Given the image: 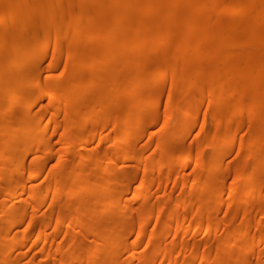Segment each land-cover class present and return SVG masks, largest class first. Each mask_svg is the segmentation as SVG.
<instances>
[{"label": "rangeland", "instance_id": "rangeland-1", "mask_svg": "<svg viewBox=\"0 0 264 264\" xmlns=\"http://www.w3.org/2000/svg\"><path fill=\"white\" fill-rule=\"evenodd\" d=\"M163 1L171 2V0ZM26 2L31 3L32 0ZM55 2L57 11L53 18L54 23L48 28L39 27L36 31V41L39 40L42 45L34 49L35 41H29L25 46L28 59L20 62L15 71L18 72L20 68L32 62L35 64L39 62L40 74L45 79V84L48 87L55 84V93L33 105L30 115L36 123V127L32 130L33 135L40 136L45 132L41 144L52 149L56 155L43 156L37 152L35 145L30 147L26 155V165L32 169L40 166L42 173L34 180L30 179L28 170L21 174L25 183L32 186V190L24 195L27 203H19L12 207L14 212L20 210L21 215L12 224V231L17 238L22 237L23 241L17 242L12 250L3 251L7 259L4 264H103V253L100 249L92 259L86 254L84 260L79 263H75L66 255L71 249L83 250L92 239L90 227L87 226L89 211L83 207V204H87L88 198L80 200L83 203L76 220H69V208L78 201L79 197L69 196L67 187L69 181L66 180V176L70 175L68 172L71 170L80 173L82 186L94 192L96 188L88 186L91 183L99 185V177L102 174L95 170L90 156L94 154L103 157L106 152H110L106 158L108 164L115 166L117 172L111 176L110 186L113 197L123 210L121 212L123 240L127 247L132 243L138 247L134 257L131 256V251L125 248L120 253V262L123 264H263L264 227L256 231L252 230V227L257 220L264 217V212L261 210L264 192L256 199L241 204H239L241 197L231 192V187L238 178L237 175H243L244 178L248 174L245 169L246 154L254 147L264 145V137L252 138V134L263 127L261 112L258 109L251 110L245 100L235 99L237 93L236 80L233 77L235 74L232 70L217 67L222 57L210 53L209 42H205L201 47L200 55H196L197 48L194 41L199 36L197 30L191 33L170 34L158 43L156 52H153L150 43L140 44V53L136 54H133L129 48H117L119 53L132 60L141 58L145 54L152 62H156L164 59L168 50H173L177 40L183 39L192 44L191 61L203 65L205 71L200 75L194 73L191 77L183 79L177 71L180 64L174 60L156 79H151L149 75V83L138 92L130 93L128 87L122 83L109 92L108 102L96 103L95 114L87 124L81 126L78 113L86 112L84 109L86 98L94 96L100 88V80L96 73L101 72L108 65H114L115 58L111 57L108 63H105L96 56V50L103 43L99 36L100 22L82 20L78 26L72 27V34L77 30L82 33L80 48L82 63L87 65L89 61L90 66L84 70L85 78L82 83L84 93L80 100L73 98L65 100L59 87L69 80L73 64L78 61L76 40L65 37V27L70 21L71 13L78 15L82 11L92 12L97 2L91 0L83 3L77 0H55ZM235 2L237 6L231 7ZM187 5L188 1H182L177 9L184 10ZM253 6L256 7L257 12L262 11L258 0H221L210 5L208 0H200V9L194 17L211 15L215 26L226 29V39L229 41L236 37L245 38L249 45L230 44L232 55L242 56L249 50L250 45L256 50L263 45L260 37L264 34V23L260 24L257 17L248 13ZM7 9L0 0V16ZM215 10L220 14L218 18L214 16ZM5 18L6 23L3 26L0 23V32L3 31L0 35V45L4 47V50L0 51V59L10 55L13 44L21 34L20 31L16 33L14 20L10 16ZM145 19L149 24L148 27L157 35L162 17L155 11ZM122 29H119V32ZM34 68L26 74V78L37 72ZM91 74L96 76L90 79ZM229 74L231 80L228 82ZM212 75L218 81V93L215 96H211L212 93H216L210 81ZM178 77L179 86L176 90H172L173 81ZM89 80L91 84L88 86ZM42 93H45L44 89L39 92ZM219 94H222L220 99ZM262 98L264 99V95ZM30 99V95L26 92L21 102L23 105H29ZM130 99H135L134 110L131 108L132 105L128 104ZM8 104L7 100L0 101V117H4L7 124L18 127L19 131L9 130L3 132V135L7 139L19 140L21 139L19 133L26 121L16 119L20 109L19 104L12 108H8ZM189 105L193 107L191 120L183 121L184 114L180 113V108ZM124 113L128 114L126 120L128 127L132 129L139 118H142L141 125L133 132H127L125 142L115 143L112 138L117 130L112 128L110 123L122 119ZM70 121L72 122L69 124ZM178 121H180V132L177 137L168 136L167 140L163 141L166 125L169 123L175 125ZM104 124H108L106 128L110 133V139H100ZM229 129L232 130L228 132L230 136L224 149L215 152L214 145L220 143L215 140V135L226 133ZM85 141L88 144L87 158L82 164H76L80 145ZM9 151L5 148L0 156L1 164L7 163ZM182 153L189 158L179 163L176 157ZM130 156L138 159L147 157L148 160L142 162L135 158L130 159ZM217 161H219L218 167L211 170L203 179L206 187L188 190L193 180L200 176L201 171L211 168V162ZM163 162H166L167 166L157 168ZM258 169L264 175V164ZM251 170L255 174L256 166ZM10 176L6 175L5 178L0 176V185ZM215 178H219L216 200L218 202L210 210V203L207 201L209 189L207 184ZM245 185L250 186L252 182L248 181ZM38 189L42 190L41 194L37 193ZM141 192L147 197L140 199ZM2 198L3 191L0 189V204ZM176 198L182 199L183 203L174 217H170ZM31 200L36 201L34 206L28 204ZM244 209L248 211V218L241 223L240 218ZM113 214V209H110L104 220L99 222L100 228ZM157 221H159L158 226ZM29 222L41 227L48 226L46 241L36 242L37 228L25 230ZM208 223L212 227L218 224L220 227L218 232L207 238L202 237L200 233L195 237H188V230ZM138 227L143 229L142 239L139 240ZM243 227L248 229V234L244 239L239 240L236 232ZM153 229H156L157 234L155 238L149 239ZM258 236H261V241L253 242ZM231 242L233 243L230 244ZM59 243L62 244L66 254H59L56 251ZM51 244L54 245L55 250H48ZM164 247H169L166 257L152 255L150 260H145L153 248L162 251ZM247 247L251 252L246 260L241 259L239 253L242 248ZM201 255L205 258L201 259ZM173 257L177 260H170Z\"/></svg>", "mask_w": 264, "mask_h": 264}, {"label": "bare ground", "instance_id": "bare-ground-1", "mask_svg": "<svg viewBox=\"0 0 264 264\" xmlns=\"http://www.w3.org/2000/svg\"><path fill=\"white\" fill-rule=\"evenodd\" d=\"M6 6L7 10L2 12L0 16V23L3 26L6 23L5 16H10L16 25V33L20 31V37L13 44V49L10 55L3 56L0 59V101L7 100L8 108L19 104L20 109L16 116L17 120L26 121L24 127L20 131L21 139H7L3 135V132H8L9 130L19 131V128L6 123L4 117H0V156L4 153L5 148H8L9 156L7 163H0V176L5 178L6 175H11L8 179H5L0 185V189L3 191L2 203L0 204V222L3 225L0 226V262L6 263V256L3 251H10L14 248L17 242H22L23 238H17L13 235L12 224L16 221L17 217L21 215L19 212H14L12 207L19 203H27L24 198L26 193L31 192L32 186L27 185L21 174L26 170L29 171V177L31 180L37 179L42 173V167L37 166V168L32 169L26 165V155L29 153L30 147L35 145L37 152L41 155L52 157L56 155L49 147L43 146L41 144L42 136L45 132H42L40 136H34L32 133L33 128L36 127L34 119L30 115V110L33 105H35L39 100L47 98L55 93V84L46 85L45 79L40 74V63H34L25 65L18 72L15 71L16 67L20 62L28 59L27 50L25 46L29 41H35L34 49H37L40 45V41H36V31L39 27L48 28L54 21V14L57 11V5L55 0H32L31 3H27L26 0H1ZM80 3L86 0H77ZM96 1L97 5L92 10V12H81V14H70V21L67 22L65 27L67 38H75L78 61L73 64V68L70 71V78L65 83L62 84L59 89L61 94L64 96L65 100L73 98L75 100H80L83 95L82 83L85 78L84 70L86 67L90 66V62L87 61V65L82 63V56L80 54L82 46V33L77 30L74 34L71 33V28L78 26L82 20H87L88 22H100V33L99 36L102 39V45L96 50V56L99 60L108 63L111 57L115 58L114 65H108L101 72L96 73L98 79L100 80V88L94 96H88L86 103L84 104V109L86 112H79L80 116L79 124L81 126L87 124L89 119L95 114L94 106L96 103H106L109 100V92L115 90L120 84L124 83L130 93L138 92L140 89L146 87L149 83V75L151 79H156L160 76L166 66H168L174 60L180 65L177 68L178 74L183 78L187 79L195 74H202L205 71V67L199 63H193L191 61L192 54L190 49L192 44L189 42L179 39L175 42L173 50H168L164 59L156 62H152L149 57L145 54L141 58L135 60L130 59L128 56H124L118 52L117 48H129L133 54L140 53L139 45L148 44L152 45L153 52L158 50V46L164 38L170 36L172 33L178 32H188L191 33L194 30L199 31V36L195 39L194 44L196 45V55H200L201 47L205 42L210 43V53L221 56V60L218 61L217 67L221 69L232 70L235 74L233 77L236 80V97L237 100H245L247 105L251 110L258 109L261 112V119L263 126L258 129L252 138L264 137V34L260 37V41L263 45L259 49H254L253 46H249V50L242 56H233L230 50V44L235 46L249 45L247 40L243 37H236L232 41L226 39L227 31L225 28H220L212 23L211 15L204 14L201 17H194L200 7V0H171L170 3L164 2L163 0H91ZM182 1H188L187 8L184 10L177 9V6ZM221 0H208V5L214 2H220ZM259 7L262 11H256V7H252L248 13L251 16L257 17L260 24L264 23V0H258ZM237 6V3H233V6ZM157 12L159 16L162 17L159 22V31L155 35L147 23L145 17L153 12ZM214 16L217 18L220 16L219 12L215 10ZM123 28V29H122ZM119 29H122L119 32ZM3 31L0 32V35ZM186 34V33H185ZM155 41V42H154ZM45 45V44H44ZM4 47L0 45V51H3ZM142 55V54H141ZM37 71L35 74L26 78V74L31 70V68ZM152 71V72H151ZM91 74L90 79L93 76ZM230 74L227 76L228 82L230 79ZM187 77V78H186ZM211 85L216 93H212L211 96H215L218 93V81L217 78L212 75L210 78ZM179 77L173 81L172 90H176L179 86ZM91 84L89 80L88 86ZM45 90V93L39 94L41 90ZM223 91V90H222ZM28 93L31 97L29 105H23L21 102L25 98V93ZM210 96V97H211ZM222 94H219L220 99ZM135 99H130L128 104L132 105V110L135 108ZM79 107V105H77ZM192 106L180 108V113L184 114L183 121L191 120V110ZM195 108V106H194ZM3 116V115H2ZM128 114L124 113L122 119L119 121H114L110 123V126L115 128L116 135L112 138L115 143L125 142L127 132L131 133L136 128L140 127L141 119H137L134 127L131 129L128 127L126 120ZM72 121L69 122V124ZM108 124H104L101 128L100 139H110V133L106 128ZM260 125V126H261ZM232 130L229 129L226 133H217L215 135V140L220 142L215 144L213 149L215 152H221L228 140V132ZM180 132V121L175 125L171 123L166 125L163 141L167 140L168 136L177 137ZM87 142H82L80 149L77 153L78 158L76 159V164H82L87 158ZM110 152H106L103 157H97L92 155L91 160L95 170L101 173L102 176L99 177V185L91 183L88 187H95L94 192H90L89 189H85L80 181L81 174L73 170L68 172L70 175L66 176V180L69 181L67 184L69 196L79 197L76 203H73L69 208L70 221L76 220L79 211L82 207L80 200L88 198L87 204H83L86 211H89V216L87 219V226L90 227V232L92 235L91 241L87 244L86 248L83 250L81 248L66 251L62 248V244L59 243L56 247V251L59 254H66L68 258L79 263L84 260V257L89 255L92 259L94 254L100 249L103 253V264H123L120 262V253L127 248L131 251V256L134 257L137 253L138 247L134 243L130 246H126L123 240V229H122V218H121V206L118 201L113 197L110 178L116 172L115 166H110L107 161V157ZM124 155V154H123ZM130 159L135 158L130 156ZM188 156H184L183 153L176 157L179 163H183ZM138 159V158H135ZM138 160L146 162L147 157L139 158ZM211 168H205L201 171L200 176L195 178L188 190H194L198 188L206 187L204 184V177L209 174L211 170L218 167L219 161L213 163L211 162ZM261 164H264V145L256 146L249 150L246 154V165L245 169L248 173L246 177L238 174L237 180L231 187V192L235 196L241 197V204L245 201H251L259 197L264 192V175L258 169ZM167 166L166 162L160 163L157 168H163ZM256 166L255 174L252 173L251 168ZM251 181L252 185L246 186V182ZM218 182L219 178H215L211 183L207 184L208 189V202L210 203L209 208L212 210L213 205L217 204V192H218ZM224 188V187H223ZM38 194L42 193L41 189L37 190ZM147 197L146 194L141 192L139 198L144 199ZM182 199H177L172 205V214L170 217H174L178 209L181 207ZM29 205H35L36 201H28ZM110 209H113L114 214L111 216L107 222L103 223L100 228L99 222L104 220L106 213ZM261 210L264 212V202L262 204ZM248 218V211L243 210L240 218V222L244 223ZM256 224L253 225L252 230L256 231L264 227V217L257 220ZM42 225V224H41ZM156 225H159L157 221ZM38 229V235L36 237V242L46 241L48 238V226H38V224L29 222L26 225L25 230H35ZM220 229L217 224L216 227H212L210 223L197 227L193 230H188L187 235L189 238L197 236L199 233L202 237L207 238L213 233L218 232ZM142 227L137 228L138 240L142 239ZM157 232L153 229L149 239L155 238ZM248 234L247 228H241L236 232L238 239H244ZM261 236L254 238L255 243L261 241ZM219 243V242H218ZM231 242L230 244H232ZM173 251L174 249L171 248ZM48 250H55L53 244L48 247ZM169 247H164L162 251H158L153 248L149 257H145V260H150L152 255H159L161 257H166L168 255ZM251 252L249 248H242L239 253L241 259L246 260L248 254ZM219 256V255H218ZM172 257V256H171ZM205 256L201 255V259ZM70 260V261H72ZM170 260H177L176 257L170 258ZM68 264V263H67ZM264 264V263H263Z\"/></svg>", "mask_w": 264, "mask_h": 264}]
</instances>
